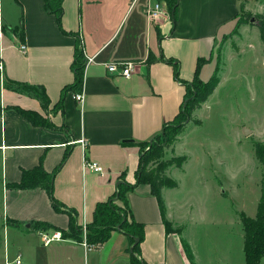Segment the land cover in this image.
I'll list each match as a JSON object with an SVG mask.
<instances>
[{
  "label": "crops",
  "instance_id": "0c3cea01",
  "mask_svg": "<svg viewBox=\"0 0 264 264\" xmlns=\"http://www.w3.org/2000/svg\"><path fill=\"white\" fill-rule=\"evenodd\" d=\"M49 1L60 5L59 18L46 10V0H0V219L14 222L11 227L24 239L15 252L3 247L1 264L16 253L22 256L21 264H139L135 259L145 264H245L244 231L236 233L237 240L231 232L223 238L219 233L185 234L188 224H180L176 202L170 192L166 196L174 188H162V217L149 183L136 184L126 195L128 217L144 225L142 237L135 242L117 229L103 244L87 250L83 240L74 238L44 245L32 225L45 222L68 230L69 216L54 209L45 188L14 185L23 170L42 167L53 172L54 199L74 211L76 225L86 227L96 204L114 196L117 181L136 182L139 143L158 135L182 104L186 89L176 78L174 64L165 60L178 61L179 78L189 82L197 60L205 59L198 70L205 81L215 69V47L228 33L224 29L236 26L245 0H178L174 23L163 0L155 1L162 12L156 19L146 11L150 0ZM77 39L85 59L80 103L73 89L61 99V89L74 80L71 64ZM21 44L26 46L23 51ZM129 60L136 63L129 78L106 68ZM5 78L42 86L47 107L29 91L7 88ZM18 108L37 113L45 123H31ZM172 147L165 159L181 156ZM86 160L103 167L102 173L86 169ZM171 225L181 232L169 229ZM1 227L3 233L9 230ZM183 242L192 252L191 261ZM217 252L224 256H209ZM258 264H264V256Z\"/></svg>",
  "mask_w": 264,
  "mask_h": 264
},
{
  "label": "rangeland",
  "instance_id": "374dc122",
  "mask_svg": "<svg viewBox=\"0 0 264 264\" xmlns=\"http://www.w3.org/2000/svg\"><path fill=\"white\" fill-rule=\"evenodd\" d=\"M245 2L246 10L242 5L235 20V23H244L235 24L234 28L233 24L227 26L224 32L228 33L220 37L212 55L221 82L207 101L192 112V118H198L200 123L187 122L183 133L166 146V156L164 151V159L170 156L172 146L176 155L186 156L182 169L175 166L168 169L167 175L178 186L166 191V196L170 192L178 207L177 213L183 218L180 224H188L186 235L219 233L223 238L231 232L233 240H237L236 233L243 231L240 212L253 217L261 194L264 167L256 157L255 144L264 148V46L259 39L256 15L264 13V0ZM175 128L165 129L166 135L161 134L152 142L173 138ZM147 147V144L141 146L142 152ZM119 207L129 221L122 202ZM14 224L9 219H0V259L3 247L15 252L23 245L22 233L11 227ZM1 225H7L9 230L6 228L3 233ZM32 226L40 235L59 231ZM171 228L181 232L178 226L171 225ZM85 234L81 233V239H85ZM31 238L36 241V236ZM230 251L236 262L237 251L234 248ZM209 256L224 255L217 252ZM202 257L207 255L202 254Z\"/></svg>",
  "mask_w": 264,
  "mask_h": 264
},
{
  "label": "trees",
  "instance_id": "16d2710c",
  "mask_svg": "<svg viewBox=\"0 0 264 264\" xmlns=\"http://www.w3.org/2000/svg\"><path fill=\"white\" fill-rule=\"evenodd\" d=\"M163 1L165 2L167 11L170 13L172 23H174L176 19V7L178 0ZM45 7L47 11L53 12L58 18L61 16V7L59 4L57 6H51V2L49 0H46ZM242 8L243 7L241 6V9ZM256 21V26L259 31V38L261 39L264 46V13L256 15ZM243 23V21H237L236 25L238 26ZM75 44L76 46L73 56L74 60L71 64V68L74 74V80L72 83L64 86L61 89V99L66 91H68L69 89H73L74 91L78 92L80 91V87L82 85L85 59L83 55V48L78 39ZM165 61L174 64V72L176 74V78L179 79V81L182 83V85H184L186 89L184 98L181 101L182 104L180 105V108L175 114L174 118L164 123L161 127L160 133L150 139L151 142H149L150 140H146V142L139 143L141 154L139 157V167L136 173V182L133 184H130L126 181L120 182L117 185V190L112 198L106 201H102V203L100 202L96 204L93 220L86 225L85 240L89 244L100 246L104 243V241L108 240L111 232L117 229L122 230V232L129 235L130 238H133V235H135L137 238L142 237L144 225L134 220L127 221V215L122 212L119 204H116V201L119 199L123 203V207L124 209H126V212L129 215L130 208H128L126 195L127 192L131 191L136 184L149 183L151 192L156 196L158 208H160L162 217L164 216L163 198L161 193L162 188L177 187V182L166 174V170L170 166L181 167L186 160V156L181 155L169 159H164V151L166 149V146H170L171 144H173L176 141L178 135H181L183 133L185 124L187 122H190L192 120L195 124L200 123V120L198 118H192L191 114L196 109H199L201 105L205 103V100L208 98V96L211 95L217 88V85L219 83V76L218 71H216L215 67V69L213 70V74L205 81L202 80L199 76L198 70L204 63L205 59L199 58L195 66V74L193 78L189 82H185L179 78L178 61L172 59H166ZM4 84L7 88L11 87L16 90L29 91L33 93L38 98L41 105L44 108L47 107L48 98L42 86H34L27 83L19 84L6 78ZM18 111L33 124L40 125L45 123V121L42 120L37 113L31 110H22L18 108ZM177 119L178 121L176 122ZM175 122L178 125H176ZM169 127H176L175 135L173 138L165 139V141H162L161 143L152 142L155 137L160 136L161 134L162 136H165V129H168ZM146 144L148 147L146 151L142 152L141 146H144ZM255 153L257 159L264 167V148L259 144H255ZM53 174V172L49 173L44 171L42 167L23 170L20 182L14 185L19 188L36 186L45 188L47 194L51 197L54 209L57 211H65L69 216L68 230L56 228L45 222H43V224L36 223L35 225L42 227L44 226L45 228H51L56 231L59 230L63 239L74 238L76 240L82 241L81 233L83 232V230L80 226L75 224L73 214L74 211L63 209L60 206V203L56 201L52 195ZM256 205L257 208L253 217L246 216L243 212H241L239 215L244 231L243 251L245 252V264H258L260 258L264 256V178L261 182V194ZM168 225L170 224L168 223ZM137 244L138 243L134 245L133 251L136 250ZM182 244L184 252H186L188 259L191 261L193 259V256L192 252H190L188 244L185 242H183ZM135 261L139 264H145L140 259H135Z\"/></svg>",
  "mask_w": 264,
  "mask_h": 264
},
{
  "label": "built area",
  "instance_id": "2783aa9c",
  "mask_svg": "<svg viewBox=\"0 0 264 264\" xmlns=\"http://www.w3.org/2000/svg\"><path fill=\"white\" fill-rule=\"evenodd\" d=\"M149 14V17L151 19H156L158 18V16L162 13L161 12V4L157 1L154 2L153 4H149L146 10ZM3 25L2 22L0 20V37L3 35V31H2ZM26 46H24V44L20 45V49L23 51L24 48ZM88 61H90V58H87ZM136 66V63L132 60L129 61H114L112 63H109L106 65V68L109 72L111 73H118L119 75L125 77V78H129L132 75L133 69ZM3 70V63L2 61H0V72H2ZM82 93L80 91L76 92L74 95V98L76 100L77 103H80L82 100ZM81 143H84L83 141H81ZM84 167L87 169L89 168L90 170L97 172V173H102L103 171V167H101L98 163H96L95 161H91V160H86L84 163ZM83 232H86V227L83 226L82 228ZM41 241L44 245H48L51 242L54 241H58L60 239H63L61 236L60 231L58 232H54L52 234H41L40 235ZM83 240V245L84 247L89 250L91 248L94 247H98L99 245H94V244H89L87 243V241L85 239ZM22 262V256L20 255V253H16L14 258H9L6 257L4 264H21Z\"/></svg>",
  "mask_w": 264,
  "mask_h": 264
},
{
  "label": "water",
  "instance_id": "95a60500",
  "mask_svg": "<svg viewBox=\"0 0 264 264\" xmlns=\"http://www.w3.org/2000/svg\"><path fill=\"white\" fill-rule=\"evenodd\" d=\"M254 17L251 18V20L253 21ZM246 131V130H245ZM247 133V131L245 132V134ZM120 183V181H117V184ZM133 238L135 239V242L138 241V238L136 236H133Z\"/></svg>",
  "mask_w": 264,
  "mask_h": 264
}]
</instances>
